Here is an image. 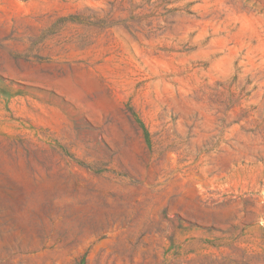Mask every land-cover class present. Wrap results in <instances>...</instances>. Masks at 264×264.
I'll return each instance as SVG.
<instances>
[{
    "label": "rangeland",
    "instance_id": "1",
    "mask_svg": "<svg viewBox=\"0 0 264 264\" xmlns=\"http://www.w3.org/2000/svg\"><path fill=\"white\" fill-rule=\"evenodd\" d=\"M0 264H264V0H0Z\"/></svg>",
    "mask_w": 264,
    "mask_h": 264
}]
</instances>
